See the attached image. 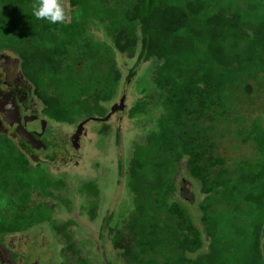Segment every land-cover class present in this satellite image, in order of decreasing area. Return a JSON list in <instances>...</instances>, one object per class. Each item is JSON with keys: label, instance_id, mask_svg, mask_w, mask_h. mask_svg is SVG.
Segmentation results:
<instances>
[{"label": "trees", "instance_id": "16d2710c", "mask_svg": "<svg viewBox=\"0 0 264 264\" xmlns=\"http://www.w3.org/2000/svg\"><path fill=\"white\" fill-rule=\"evenodd\" d=\"M33 3L0 0V52L38 66L55 120L107 117L121 94L118 57L136 63L128 80L153 63L129 113L158 112L127 165L133 207L127 222L104 219L129 264H264V114L248 126L241 108L264 97V0H69L61 24L35 19ZM240 145L253 150L233 155ZM184 162L205 195L202 228L176 198Z\"/></svg>", "mask_w": 264, "mask_h": 264}, {"label": "flooded vegetation", "instance_id": "af4514ba", "mask_svg": "<svg viewBox=\"0 0 264 264\" xmlns=\"http://www.w3.org/2000/svg\"><path fill=\"white\" fill-rule=\"evenodd\" d=\"M41 74L35 64L27 71L24 59L15 52H0V264H81L78 258H85L82 254L88 245L103 251L101 242L105 229L108 231L104 219L114 215L112 225L120 223L115 222V213H112L104 217L98 239L87 238L85 248L81 246L83 239L78 240L80 247L74 244L71 228L78 225L77 219L62 220L61 217L69 215L75 197L82 199L81 208L88 215L94 211V206H98L95 215L99 209L96 201L99 198V172L97 182H88L94 185L95 191H89L88 184L82 182L84 171L79 166L80 159L86 156L84 144H89L87 126L90 122L75 139L80 124L87 119L71 125L52 118L51 83L45 79L44 85L39 84L36 78ZM116 104V100L108 104V115ZM129 113L130 110L119 112L106 123L98 122L104 127L96 132V137L106 138V133L113 127L110 123L126 120ZM85 194L94 197V201L84 203ZM38 217L40 220L36 224ZM70 221L75 224L68 226ZM40 229L48 231L45 242L53 245L45 256L36 249L44 241L36 235ZM107 234L113 250L120 252L124 264H129L123 257L124 250L115 246L114 234L109 231ZM71 244L81 254L75 253Z\"/></svg>", "mask_w": 264, "mask_h": 264}, {"label": "rangeland", "instance_id": "374dc122", "mask_svg": "<svg viewBox=\"0 0 264 264\" xmlns=\"http://www.w3.org/2000/svg\"><path fill=\"white\" fill-rule=\"evenodd\" d=\"M64 2L66 5L67 16H69V0H64ZM118 61L120 70L123 73V79L120 83L121 94L116 101L119 104L124 97L123 95H125V102L128 110H131L142 95L145 94L150 86L153 85L151 75L153 63L150 62L142 64L141 67L137 68L136 74L132 77V79L128 80L130 71L136 64L135 61L129 60L124 56H119ZM143 91L145 92L143 93ZM263 107L264 97L260 98V96H257L255 101L247 99L243 102L241 108L243 114L247 116L246 123L248 126L251 125V119L264 114ZM150 114V116H143L142 118L132 120H130L128 116L126 120L116 124L112 121L113 124L110 123V125L113 127L110 128L108 133H106V138L96 137V132L103 129V124L91 121L87 126L90 133L89 139L87 140L89 144L87 142L84 144L86 156L80 159L79 166L84 171V179L82 182L86 185L89 181L97 182L96 178L99 172L100 177L97 182L99 188V198L96 199L99 209L95 220H93L85 210H82V199L75 197L74 205L69 209V215L64 214L61 217L62 220L67 218L77 219L78 225L71 228L75 237L74 244L77 245V248L80 247V243L78 244V240L80 239H83L81 244L82 248L86 247L85 243L87 242V238L92 241L93 238L98 239V234L103 226L104 217L115 213L116 223L120 220L127 222L133 207L127 192V165L134 149V143L145 141L148 132L152 129V127H154L155 120L158 117V112L153 111ZM226 150L227 148L225 150H221V153L226 154ZM252 150L253 148L250 145H240L238 146L237 151L232 152V154L235 156L243 154L244 156L247 153L250 154ZM181 166V174H179L178 178L179 191L176 198L189 207L196 223L200 228H202L203 225L200 222L202 214L199 209V203L204 200L205 195L202 194L201 187H199L198 183L189 176L186 162H184ZM69 182H71V180ZM72 183L76 185V182ZM83 198L84 203L94 201V197L87 194H85ZM47 232L40 229L36 234L41 237L40 240H44L41 242L43 245L36 248L42 256H45L44 254H46L49 251V248L53 246L50 242H45L47 236L45 233ZM107 233L108 231L105 229L103 241L101 242L103 251H99L96 246L93 247L88 245L82 256L99 264H104L105 262L110 261H112L113 264H124L120 252L113 250L111 240ZM97 245H99V243ZM37 260L41 262L39 257Z\"/></svg>", "mask_w": 264, "mask_h": 264}, {"label": "clouds", "instance_id": "9594fccd", "mask_svg": "<svg viewBox=\"0 0 264 264\" xmlns=\"http://www.w3.org/2000/svg\"><path fill=\"white\" fill-rule=\"evenodd\" d=\"M32 16L50 24H61L67 19L64 0H34Z\"/></svg>", "mask_w": 264, "mask_h": 264}, {"label": "water", "instance_id": "95a60500", "mask_svg": "<svg viewBox=\"0 0 264 264\" xmlns=\"http://www.w3.org/2000/svg\"><path fill=\"white\" fill-rule=\"evenodd\" d=\"M125 99H126V96L123 97L122 101L120 102V104H116L112 110H111V113L105 117V118H89L87 119L86 121H84L83 123L80 124L79 128H78V131L76 133V137L75 139H78L80 135H82L84 129H85V126L91 122V121H94V122H102V123H106L108 121H110V119L117 113L119 112H126L128 110V107L126 105V102H125Z\"/></svg>", "mask_w": 264, "mask_h": 264}]
</instances>
